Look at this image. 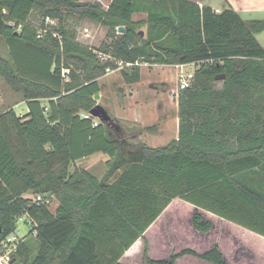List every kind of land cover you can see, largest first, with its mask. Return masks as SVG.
<instances>
[{
    "label": "trees",
    "instance_id": "16d2710c",
    "mask_svg": "<svg viewBox=\"0 0 264 264\" xmlns=\"http://www.w3.org/2000/svg\"><path fill=\"white\" fill-rule=\"evenodd\" d=\"M64 10L107 28L111 40L102 51L76 40ZM139 13L145 18L133 19ZM263 30L264 18L193 0H111L105 9L88 1L0 0V40L9 49V58L0 55V76L27 105L21 116L0 114V242L19 217L36 222L13 264H117L138 238L146 264H175L185 254L229 264L217 245L148 255L144 232L175 198L194 207L190 222L200 234L213 227L208 212L264 237V46L255 37ZM99 53L124 62L125 83L139 81L137 60L198 64L178 94L176 138L122 152L124 132L112 136L82 116L101 91L97 79L117 68ZM96 152L113 158L104 177L68 171ZM25 193L51 194L58 205L52 212L45 199Z\"/></svg>",
    "mask_w": 264,
    "mask_h": 264
},
{
    "label": "rangeland",
    "instance_id": "374dc122",
    "mask_svg": "<svg viewBox=\"0 0 264 264\" xmlns=\"http://www.w3.org/2000/svg\"><path fill=\"white\" fill-rule=\"evenodd\" d=\"M76 1L94 2V0ZM100 1L103 3L102 8L105 9L111 0ZM196 1H203L201 5L205 3V0ZM208 2L218 6V10H221L222 7H232L229 4L225 5L224 0H210ZM63 12V24L67 29L75 32L76 40L79 42L102 51V48L111 40L107 28L101 24L89 19L81 20L76 14H71L66 10ZM263 15V13H252L243 14V17L260 19L264 17ZM144 18V14L133 15L135 20H143ZM49 19L53 18L46 17L44 19L46 24L53 25L58 22L53 19L55 23H50L48 22ZM31 20L36 24L43 20L38 9L32 11ZM139 30H142L144 34L146 25H141ZM87 31L90 38L83 37ZM255 37L264 46V30L257 33ZM0 55L9 58L8 45L4 40H0ZM110 60L113 61V57ZM141 64L142 66H139L141 69L140 79L135 83L123 81L120 73L122 66L112 68L109 72L105 71V74L97 79L101 91L98 93L99 98L94 99V102L102 105L113 119L114 123L107 126L110 134L115 135L117 130L124 132L122 152L137 150L142 145L162 146L176 138L179 121L178 106L177 97L172 94V89L176 86L180 71L183 73L193 72L198 67V64L188 63L180 70L178 68L177 72L176 64L144 63V61ZM215 85L219 87L221 80H216ZM24 103L23 95L12 90L0 76V114L12 109L17 116H21L24 114ZM98 122H100L98 118L93 119V124L96 125ZM149 126L155 127L154 129H147ZM101 154L104 153H96L92 159L83 164L70 163L68 171L73 172L75 168L78 170L86 168L90 174L98 179L104 177L111 169L113 159ZM57 205V199H51L48 208L53 212ZM193 212L194 207L191 204L179 198L171 201L168 210L155 223L151 233L145 235L150 240H152L151 237L155 239L164 237L171 240L169 253L161 257H152L148 253L151 258H167L170 253L179 252L184 248L201 252L217 245L229 264H264V237L208 212H204V214L208 220L213 222V227L210 231L200 234L191 226L190 218ZM32 227H36V222L26 215L16 220V228L12 232L18 237L14 243L15 248L25 239H34L29 235V228ZM133 248L130 252L133 251ZM200 262L211 264L192 256H182L177 264H202ZM130 264H146L143 259V249Z\"/></svg>",
    "mask_w": 264,
    "mask_h": 264
},
{
    "label": "crops",
    "instance_id": "0c3cea01",
    "mask_svg": "<svg viewBox=\"0 0 264 264\" xmlns=\"http://www.w3.org/2000/svg\"><path fill=\"white\" fill-rule=\"evenodd\" d=\"M208 1H210V0H205L204 5H209L215 11H219L217 9L218 6L212 5ZM196 2H198L201 5V3L203 1H196ZM236 3H237V5H236ZM224 4L225 5H228V4L231 5L232 8L234 10H236L243 19H256V18H251V17H243V14H252V13H263L264 14V0H224ZM221 6H223V5H221ZM222 8H224V7H222ZM85 19H87V18H85ZM81 20H83V19H81ZM140 74H141V70H140ZM43 103L46 104V101L44 99H43ZM26 111H27V105H26V101H25L23 112L25 113ZM96 153H98V152H96ZM96 153L82 157L81 159H77L73 163H77V165L83 164L85 161L92 159L96 155ZM101 155H106V154H101ZM110 159H113V158H110ZM84 169H86V168H84ZM110 180L112 181L113 178L111 177ZM169 206H170V204L165 208L163 213L148 227V229L144 232V236L151 233L152 229H154V227H155V223L158 220H160V218L165 214V211L168 210ZM145 238L148 241V253L151 254L152 257H161L163 255L166 256L169 253L168 249L171 246V242H172L171 240H167L164 237H161L159 239H155V238L151 237L152 240H150L149 237L147 238L146 236H145ZM160 244H161V247H159ZM132 247H134L133 251L130 252ZM143 247L144 246H143L142 239L138 238L124 252V254L121 256V258L119 259L117 264H125V263L130 264L131 261L134 259V257H136L140 253V251L143 249ZM128 252H130V253L128 254ZM182 256H186V257L189 256L190 257L192 255L185 254ZM182 256H180L176 259L175 264H177L182 259ZM192 257H194V256H192ZM200 263L205 264L203 262H200Z\"/></svg>",
    "mask_w": 264,
    "mask_h": 264
},
{
    "label": "built area",
    "instance_id": "2783aa9c",
    "mask_svg": "<svg viewBox=\"0 0 264 264\" xmlns=\"http://www.w3.org/2000/svg\"><path fill=\"white\" fill-rule=\"evenodd\" d=\"M48 22L55 23L53 19H49ZM83 37L90 38V34L88 33V31L83 34ZM99 57H100V59L102 61H107V60H110L111 59V56L110 55L104 54V53H99ZM113 61L117 64V68H119V66L121 67V66L124 65V62L121 61V60H115V59H113ZM141 63L142 62H140V61L137 60L135 62V65L142 66ZM184 65H186V64H176L175 67H176L177 72H178V68L180 70L181 68L184 67ZM111 69L112 68L107 67L106 68V72H109ZM193 78H194V71L193 72H188V73H183L182 71H180L178 73V78H177L176 86H175L174 89H172V94L175 95V97H177V100H178L179 91L182 90V89H185V88L189 87L191 85L192 81H193ZM82 116L84 118H92V119L95 118L89 112L82 113ZM50 195L51 194H49L47 197H43V195H39V194L36 195V196L32 195L31 193H25L24 194L25 197H30V198L35 199V200L45 199L47 203H49V201L51 199H54V198H51L50 199L49 198ZM31 220L33 221V219H31ZM17 240H18V237L16 235H14V234L11 233L10 235H8L5 239H3L0 242V264H13V253H14V251L16 249L14 243Z\"/></svg>",
    "mask_w": 264,
    "mask_h": 264
},
{
    "label": "water",
    "instance_id": "95a60500",
    "mask_svg": "<svg viewBox=\"0 0 264 264\" xmlns=\"http://www.w3.org/2000/svg\"><path fill=\"white\" fill-rule=\"evenodd\" d=\"M94 3L99 5V6H102L103 3L100 1V0H94ZM118 31L121 32L123 31V26H119L118 27ZM139 33L141 35H143V31L140 30ZM225 78V74L224 73H220V74H217L215 76V80H223ZM99 98V94H95L94 95V99H98ZM89 113L95 117V118H98L100 120L101 123L103 124H106L107 126L111 123H114L113 119L110 117V115L108 114V112L106 111V109L96 103L90 110H89ZM49 194H45L43 195V197H47Z\"/></svg>",
    "mask_w": 264,
    "mask_h": 264
}]
</instances>
